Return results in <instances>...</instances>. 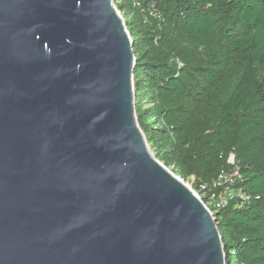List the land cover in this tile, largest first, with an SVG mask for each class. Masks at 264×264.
Instances as JSON below:
<instances>
[{"label":"water","instance_id":"1","mask_svg":"<svg viewBox=\"0 0 264 264\" xmlns=\"http://www.w3.org/2000/svg\"><path fill=\"white\" fill-rule=\"evenodd\" d=\"M114 0H0V264H224L151 153Z\"/></svg>","mask_w":264,"mask_h":264},{"label":"trees","instance_id":"2","mask_svg":"<svg viewBox=\"0 0 264 264\" xmlns=\"http://www.w3.org/2000/svg\"><path fill=\"white\" fill-rule=\"evenodd\" d=\"M114 4L133 42L137 122L157 160L196 188L238 168L250 200L215 213L224 264H264V0Z\"/></svg>","mask_w":264,"mask_h":264},{"label":"built area","instance_id":"3","mask_svg":"<svg viewBox=\"0 0 264 264\" xmlns=\"http://www.w3.org/2000/svg\"><path fill=\"white\" fill-rule=\"evenodd\" d=\"M231 161L234 162L233 158L230 159L232 165ZM242 182V175L238 168L233 166L228 171L220 172L211 181L201 183L194 193L209 212L215 214L229 206L231 202H236L238 206H241L250 200V195L241 186Z\"/></svg>","mask_w":264,"mask_h":264},{"label":"rangeland","instance_id":"4","mask_svg":"<svg viewBox=\"0 0 264 264\" xmlns=\"http://www.w3.org/2000/svg\"><path fill=\"white\" fill-rule=\"evenodd\" d=\"M123 17V16H122ZM124 19V18H123ZM135 87V86H134ZM141 129V128H140ZM142 131V130H141ZM143 132V131H142ZM144 134V132H143ZM145 136V134H144ZM146 138V137H145ZM147 145L151 151V153L153 154V156L156 158L158 157V151L155 149L154 145L151 142H148L146 139ZM157 159V158H156ZM234 160V159H233ZM159 161V160H158ZM160 163H162L161 161H159ZM231 163H233L231 161ZM163 164V163H162ZM168 170H170L176 177L180 178L190 189H192L194 192L196 191V185L195 184V179L193 176L191 177H187V178H182L180 173L178 172V170H176V168H174L173 166H169L167 167Z\"/></svg>","mask_w":264,"mask_h":264}]
</instances>
